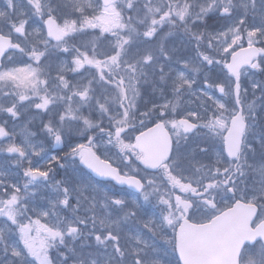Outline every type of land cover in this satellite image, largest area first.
Instances as JSON below:
<instances>
[{
  "label": "snow or ice",
  "instance_id": "6c2138e0",
  "mask_svg": "<svg viewBox=\"0 0 264 264\" xmlns=\"http://www.w3.org/2000/svg\"><path fill=\"white\" fill-rule=\"evenodd\" d=\"M0 264H264V0H0Z\"/></svg>",
  "mask_w": 264,
  "mask_h": 264
}]
</instances>
